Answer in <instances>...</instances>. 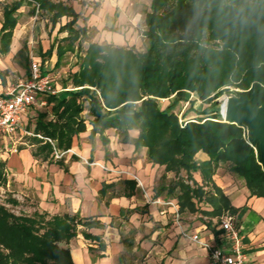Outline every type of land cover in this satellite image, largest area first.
Here are the masks:
<instances>
[{
  "label": "trees",
  "instance_id": "obj_1",
  "mask_svg": "<svg viewBox=\"0 0 264 264\" xmlns=\"http://www.w3.org/2000/svg\"><path fill=\"white\" fill-rule=\"evenodd\" d=\"M22 1L4 13L0 41L7 47L2 53L9 51ZM30 1L54 13L55 21L63 16L73 18L65 26L69 31L65 42L71 49L85 36V28L74 29L78 16L72 8L53 0ZM145 24L148 46L144 53L90 44L79 59V71L71 77L73 85L81 89L69 99L52 98L57 120L47 121V115L41 114L35 132L57 140L59 148L69 149L73 137L86 132L82 113L84 102H88L93 117L91 139L100 134L108 145L104 133L115 129L121 143L133 144L136 150L146 148L147 160L165 167L161 180H166L168 173H187V180L179 178L154 189L157 197L166 194L176 199L181 213L201 212L221 220L227 212L236 214L239 210L212 177L203 185L194 180L193 173L203 172L196 160L200 152L208 155L212 176L226 165L244 181L250 198L264 199L259 143L252 141L242 125L224 121L215 102L223 88L234 87L251 89L249 93H235L247 99L257 92L259 106H264V0H151ZM66 52L58 48L59 62ZM86 87L95 88L99 95ZM188 91L197 93L208 107L197 113V118L180 124L175 111L188 100ZM214 94L215 99L211 98ZM163 99L170 101L165 109L160 105ZM190 104L187 114L196 112L194 103ZM131 130L139 132L137 138L130 137ZM4 184L6 174L0 164V185ZM124 184L135 185L131 181ZM200 204L212 209L203 211ZM38 217L17 216L0 204V264H74L67 246L78 236L79 227H103L97 220H82L77 215L53 216L45 222ZM207 227L212 228L210 222ZM83 234L100 241L86 231ZM105 248L100 241L99 249Z\"/></svg>",
  "mask_w": 264,
  "mask_h": 264
},
{
  "label": "crops",
  "instance_id": "obj_2",
  "mask_svg": "<svg viewBox=\"0 0 264 264\" xmlns=\"http://www.w3.org/2000/svg\"><path fill=\"white\" fill-rule=\"evenodd\" d=\"M19 1L0 0V34L6 9ZM52 2L72 8L78 16L74 29H86L85 36L73 45V49L65 42L69 36L65 26L73 18L63 16L55 21L54 13L41 10L30 0H23L15 15L17 24L12 30L7 53H2L7 44L0 41V94L10 83L6 70L20 67L29 77L33 61L53 79L59 90L58 95L44 97L23 117V127L32 135L21 132L0 142V164L9 178L8 191L14 201L21 200L28 205L34 202V211L52 217L77 215L82 220L94 219L103 225L102 228L86 230L79 227L78 236L67 246L74 264H135L140 261H143L141 264H211L208 251L181 236V232L199 234L203 242L223 244L220 225L225 216L234 218L243 238L244 250L252 263L264 264V199L250 198L245 184L241 188L234 186L235 175L225 172L221 168L223 165L212 176L209 157L205 153L196 156L203 172L194 173V180L203 185L212 177V182L223 190L231 205L239 209L236 214L227 212L221 220H214L212 228L207 227L209 222L205 220L208 217L198 213L179 211L177 222V208L165 205L173 202L179 209L177 200L166 194L155 196L154 189L164 168L147 160L145 148L136 150L133 144L121 143L115 129L104 133L108 145L104 144L100 134L90 138L93 117L87 108L88 102H84L82 113L86 132L75 135L69 149L59 148L57 140L35 132L41 114L47 115V121L57 120L53 114L54 103L50 102L52 98L69 99L81 89L73 85L71 77L79 71V59L89 45L133 48L139 42L137 28L145 14L137 11L138 0ZM144 31L145 23L142 26ZM143 33L141 36L145 37ZM58 48L67 49L60 62ZM34 49L36 55L29 58L28 54ZM68 55L75 59V64L66 70L63 62ZM59 69L68 74L63 84L57 83L55 71ZM86 88L96 91L92 87ZM129 134L135 139L139 132L131 130ZM56 153L64 155L59 159ZM124 181L135 185H126ZM104 185L107 188L103 190ZM211 209L201 208L203 211ZM83 231L100 238L105 250L99 249L100 241L85 238Z\"/></svg>",
  "mask_w": 264,
  "mask_h": 264
},
{
  "label": "built area",
  "instance_id": "obj_3",
  "mask_svg": "<svg viewBox=\"0 0 264 264\" xmlns=\"http://www.w3.org/2000/svg\"><path fill=\"white\" fill-rule=\"evenodd\" d=\"M59 94L53 79L45 75L36 62L31 63L30 76L19 82L15 87H9L0 94V142L12 138L23 132L32 135L23 127V117L33 107L40 104L44 97ZM227 101V100H226ZM226 121L225 116L222 118ZM48 142L52 143L50 139ZM63 153H56L57 158H62ZM165 205L176 207V221L179 222V209L173 202ZM220 230L224 236L223 244L203 242L199 234L190 235L186 231L181 236L193 243L199 244L208 251L211 264H253L243 247V238L232 216H225L221 220Z\"/></svg>",
  "mask_w": 264,
  "mask_h": 264
},
{
  "label": "rangeland",
  "instance_id": "obj_4",
  "mask_svg": "<svg viewBox=\"0 0 264 264\" xmlns=\"http://www.w3.org/2000/svg\"><path fill=\"white\" fill-rule=\"evenodd\" d=\"M149 4L151 6V0H138V3H137V11L139 13H141V14H142V12L145 13L142 16L141 23L138 25V28H137V30L139 32V36H138L139 37V42L136 45L134 44V46H133V50L138 52V53H144L146 51L147 46H148V38L146 36L142 37L141 35L143 33L142 32V26L145 23L143 21L145 20V16L147 14V10L149 8ZM146 29L147 28H146V24H145V31H146ZM92 36H90V38H92ZM28 55H29V58L31 56H35L36 55L35 49L33 50V53H30ZM74 64H75V59H72L71 55H68L64 59L63 66H66V70L70 66H73ZM6 71H7V76L9 77V81H10V83H8L7 86H6V84H4L7 87V89L9 87H15L19 82L25 81L28 78V77L25 76L23 69H20V67L14 66L13 68H10V69H8ZM55 75L58 77L57 78V83L63 84V82H66V77L68 76V74L67 73H61V69H59L58 71H55ZM6 81H8V80H6ZM222 90L224 91L223 94L220 95L215 100V102L218 103L217 107L219 108L220 111H221V107L226 102L227 97L229 96V94L249 93L251 91V89L241 90V89H237V88H234V87H225ZM186 95H187L189 101L187 100V101L181 102L180 105L178 106V108L175 111V113L180 118V124H183L187 120L197 118L198 117L197 113L202 112L205 108L208 107V104H206L205 102H202L199 99V96H198L197 93L188 91L186 93ZM214 96H215V94L212 95L211 98L215 99ZM138 103H133V106H137ZM169 103H170L169 99L160 100V105H161L162 109H165L169 105ZM190 103H194L193 109L196 112H191V113L187 114L188 110L192 108V105ZM87 108H88V106H87ZM48 111L50 112V109H48ZM246 134H248V131L246 132ZM146 155H147V153H146ZM161 167L164 168V171L161 174V177H162L163 175H165V167L164 166H161ZM221 168L223 170H225V172L231 173L228 166L223 165ZM166 175H167L166 180H161V178H160V180L158 181L157 185L161 184V183L169 185V184H172L175 181H177L179 178H181L182 180H187V173L185 171H182L180 173V175H177V174H174V173H168ZM233 180H234L233 185L237 186L238 188H241L244 185V181L239 179L237 176H233ZM229 182H231V180ZM189 183H190V185H193L192 182H189ZM8 184H9V178L7 177V174H6V184L0 185V204L1 205H4L8 210H10L12 213H14L17 216H20V215L27 216V217L36 216V218L38 216H40L42 218V220H40V221H44V222L51 219L52 216H50V215H48L46 213L40 212L38 210L34 211V208H35V206H33L34 202L31 205H28L26 202H22L20 200V201H17V202L15 201L16 204H11L9 201H14V199L12 197V193L10 191H8V187H9ZM231 184H232V182H231ZM199 207L200 208H204V209H211L210 206L204 205V204L199 206ZM198 215H202L201 212L198 213ZM207 217L208 218L205 221L210 222L211 225L213 226L215 224L214 220H216V218L214 219L213 217H210V216H207ZM141 263H143V261L136 262L135 264H141Z\"/></svg>",
  "mask_w": 264,
  "mask_h": 264
},
{
  "label": "water",
  "instance_id": "obj_5",
  "mask_svg": "<svg viewBox=\"0 0 264 264\" xmlns=\"http://www.w3.org/2000/svg\"><path fill=\"white\" fill-rule=\"evenodd\" d=\"M220 115L226 121L242 125L254 142L259 143L261 159L264 162V106H259L258 93L251 98L229 94L221 107Z\"/></svg>",
  "mask_w": 264,
  "mask_h": 264
}]
</instances>
